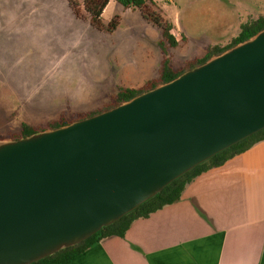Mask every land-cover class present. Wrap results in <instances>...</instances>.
<instances>
[{
	"label": "water",
	"instance_id": "obj_1",
	"mask_svg": "<svg viewBox=\"0 0 264 264\" xmlns=\"http://www.w3.org/2000/svg\"><path fill=\"white\" fill-rule=\"evenodd\" d=\"M264 129V29L108 110L0 141V264L78 245Z\"/></svg>",
	"mask_w": 264,
	"mask_h": 264
},
{
	"label": "rangeland",
	"instance_id": "obj_2",
	"mask_svg": "<svg viewBox=\"0 0 264 264\" xmlns=\"http://www.w3.org/2000/svg\"><path fill=\"white\" fill-rule=\"evenodd\" d=\"M76 1L85 17L84 0ZM145 1L172 25L178 46L162 48L174 62L228 45L240 23L264 16V0ZM115 18L117 28L106 33L78 19L67 0H0V141L18 137L22 123L36 132L108 110L118 89L154 71L163 53L160 29L110 0L101 22Z\"/></svg>",
	"mask_w": 264,
	"mask_h": 264
},
{
	"label": "crops",
	"instance_id": "obj_3",
	"mask_svg": "<svg viewBox=\"0 0 264 264\" xmlns=\"http://www.w3.org/2000/svg\"><path fill=\"white\" fill-rule=\"evenodd\" d=\"M213 46L186 62L165 58L178 71ZM161 54L128 89H150ZM65 264H264V141L194 178L177 202L133 221L123 237L102 239Z\"/></svg>",
	"mask_w": 264,
	"mask_h": 264
},
{
	"label": "trees",
	"instance_id": "obj_4",
	"mask_svg": "<svg viewBox=\"0 0 264 264\" xmlns=\"http://www.w3.org/2000/svg\"><path fill=\"white\" fill-rule=\"evenodd\" d=\"M120 5H122L125 9H138L141 13L142 18L153 25H155L161 31L162 41L159 45L162 48L163 42H166L170 47H176L177 43L174 37L170 34L172 30V25L166 23L160 14L152 10L151 6L147 4L145 0H115ZM110 0H84L83 1V10L86 14V18L88 19L90 25L100 32L111 33L113 32L118 25V19L115 18L112 20L107 26L103 25L101 22V15L103 10L106 8ZM69 7L73 10L74 15L78 19L85 18L84 16L79 14L78 11V3L76 0H67ZM264 29V16H260L255 20H251L240 26L239 33L236 37H234L231 42L224 46H213L207 48L206 54L203 58L196 60L193 64L189 65L187 69H192L195 66L201 65L209 60L211 57L219 55L224 51L234 47L235 45L248 40L249 38L256 35L258 32ZM163 51V48H162ZM161 64V69L159 72L158 79L151 83L150 89L154 88L156 85L160 83H167L178 77L185 70L172 71L169 65V61L165 58ZM143 89H118L116 96L114 97L113 106H116L122 102L129 101L130 99L140 95L143 93ZM110 107V108H111ZM97 113H90L88 116H93ZM67 122L64 120L54 121L48 124V127L51 129H56L61 126L66 125ZM35 133V130L28 126L25 123L21 124V130L18 138H25ZM264 141V129L259 132L251 135L250 137L242 140L231 148L225 150L224 152L214 156L208 162L196 167L192 171L186 173L184 176L179 178L178 180L172 182L169 186L164 188L157 196L144 203L140 207H138L134 212L128 214L127 216L122 217L119 221L115 222L111 226L106 227L99 233L94 236L88 238L87 240L79 243L76 246L64 249L53 256H50L40 262L34 264H65L72 261L76 256L84 252L86 249L96 244L102 239L109 237H123L130 224L140 218H147L150 214L155 211L161 209L166 205H170L174 202H177L181 194L190 182L193 181L194 178L202 174L203 172L222 166L225 162L230 160L236 155L244 153L248 149H250L253 145L258 142Z\"/></svg>",
	"mask_w": 264,
	"mask_h": 264
}]
</instances>
